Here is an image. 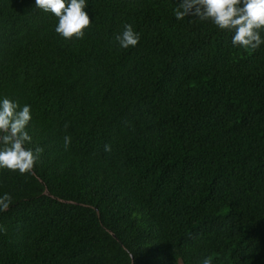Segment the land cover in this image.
Wrapping results in <instances>:
<instances>
[{
    "label": "trees",
    "instance_id": "1",
    "mask_svg": "<svg viewBox=\"0 0 264 264\" xmlns=\"http://www.w3.org/2000/svg\"><path fill=\"white\" fill-rule=\"evenodd\" d=\"M179 2L86 0L66 40L35 0H0V100L30 105L44 149L0 168V264H264V43Z\"/></svg>",
    "mask_w": 264,
    "mask_h": 264
},
{
    "label": "clouds",
    "instance_id": "2",
    "mask_svg": "<svg viewBox=\"0 0 264 264\" xmlns=\"http://www.w3.org/2000/svg\"><path fill=\"white\" fill-rule=\"evenodd\" d=\"M35 6L58 18L55 32L66 40L83 38L84 30L91 24L84 11L86 0H35ZM174 15L177 20L191 16L210 21L218 29L234 33L231 38L233 46L255 50L264 43L260 35L264 29V0H180ZM139 39V34L127 23L115 36V41L123 49L136 46ZM30 120V105L20 107L7 97L0 100V168L19 174L33 170L44 149L26 147L32 139L26 131ZM70 143L71 137L64 136L63 147L67 149ZM104 147L105 151L111 150L107 144ZM11 202L10 194L0 196V211L7 210ZM202 264H212L211 258H205Z\"/></svg>",
    "mask_w": 264,
    "mask_h": 264
}]
</instances>
